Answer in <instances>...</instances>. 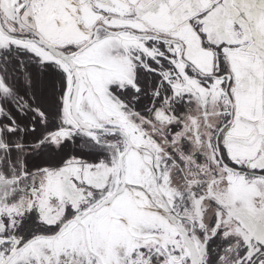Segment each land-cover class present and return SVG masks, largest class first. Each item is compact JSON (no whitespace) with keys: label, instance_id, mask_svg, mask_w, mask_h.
<instances>
[{"label":"snow or ice","instance_id":"obj_1","mask_svg":"<svg viewBox=\"0 0 264 264\" xmlns=\"http://www.w3.org/2000/svg\"><path fill=\"white\" fill-rule=\"evenodd\" d=\"M0 264H264V0H0Z\"/></svg>","mask_w":264,"mask_h":264}]
</instances>
